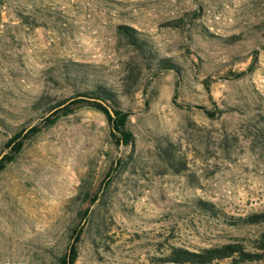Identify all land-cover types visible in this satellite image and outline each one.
I'll return each instance as SVG.
<instances>
[{
	"label": "rangeland",
	"instance_id": "rangeland-1",
	"mask_svg": "<svg viewBox=\"0 0 264 264\" xmlns=\"http://www.w3.org/2000/svg\"><path fill=\"white\" fill-rule=\"evenodd\" d=\"M176 20L181 28L165 26ZM121 25L180 73L146 69ZM74 63L92 67L85 83L65 74ZM92 83L121 93L132 150L90 108L43 128L37 99L65 100ZM27 127L41 131L0 172V264H56L83 182L100 194L74 264H151L170 246L248 244L264 230L241 220L264 212V0H0V156ZM163 137L187 170L165 164Z\"/></svg>",
	"mask_w": 264,
	"mask_h": 264
},
{
	"label": "trees",
	"instance_id": "trees-1",
	"mask_svg": "<svg viewBox=\"0 0 264 264\" xmlns=\"http://www.w3.org/2000/svg\"><path fill=\"white\" fill-rule=\"evenodd\" d=\"M182 21L176 20L165 24L174 28H181ZM118 33L123 37L126 44L136 52L144 67L148 70L159 72L171 70L180 73L179 65L173 58L161 57L154 51L151 43L144 35L136 29L121 25L118 27ZM237 37H230L227 40L235 42ZM65 74L72 75L76 81H88L92 67L87 64L74 63L65 66ZM70 72V73H69ZM243 72L234 73L233 78H239ZM122 88V87H121ZM124 92H128L125 89ZM116 91L108 88L101 83H92L91 86L83 91L77 92L72 97L59 100L49 101L45 97H40L34 103L33 107L38 112L39 118L42 119L43 128L53 126L57 120L65 117L80 108H90L102 113L109 125V134L116 146H122L129 150L134 147V136L128 127L129 113L123 112L118 107V95ZM109 110L113 112L114 118L110 115ZM208 116L214 117L213 114L207 113ZM41 129L39 127L26 128L16 131L8 140L6 147L9 151L0 159V172L6 165L12 162L23 147L24 140L35 136ZM160 157L165 164L173 168L176 173L188 169L184 156H177L173 143L167 138L163 139L156 145ZM122 165V160L118 159L113 162L112 170ZM110 176V173H109ZM108 178V177H107ZM104 184L101 191L104 189ZM100 193H93L92 186L83 182L79 187V192L74 200L80 205L78 221L70 229V244L66 251L57 258L56 264H74L77 259V245L87 228L91 219L90 206L99 198ZM86 205V208L82 207ZM88 206V207H87ZM209 206V205H206ZM209 210V209H206ZM245 225L264 224V212L249 215L241 219ZM156 263L151 264H264V230L255 238L251 239L248 244L240 240H233L220 246L202 248L199 250H188L182 247L170 246L163 257H153Z\"/></svg>",
	"mask_w": 264,
	"mask_h": 264
},
{
	"label": "water",
	"instance_id": "water-1",
	"mask_svg": "<svg viewBox=\"0 0 264 264\" xmlns=\"http://www.w3.org/2000/svg\"><path fill=\"white\" fill-rule=\"evenodd\" d=\"M109 112H110V115L114 118L113 112L111 110H109ZM2 156L3 155L0 156V159H1Z\"/></svg>",
	"mask_w": 264,
	"mask_h": 264
}]
</instances>
